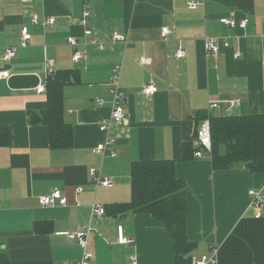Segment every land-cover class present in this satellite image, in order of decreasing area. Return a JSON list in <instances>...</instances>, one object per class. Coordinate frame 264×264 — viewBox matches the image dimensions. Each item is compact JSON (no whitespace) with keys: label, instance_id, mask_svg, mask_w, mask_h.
I'll return each mask as SVG.
<instances>
[{"label":"crops","instance_id":"0c3cea01","mask_svg":"<svg viewBox=\"0 0 264 264\" xmlns=\"http://www.w3.org/2000/svg\"><path fill=\"white\" fill-rule=\"evenodd\" d=\"M191 2L200 6L189 9ZM33 15L55 24L32 25ZM224 17L248 23L229 28L220 21ZM24 26L32 40L3 65L10 78H0V259L78 264L83 251L65 233L88 230L90 264H130L131 257L138 264H176L163 224L149 214L110 211L133 199V163L172 160L185 183L189 239L198 245L192 257L217 249V264H264V212L255 218L250 196H264V172L243 163L217 171L212 152L195 158L203 120L264 115V0H0V57L20 45ZM164 28L171 31L166 41ZM114 33L128 44L112 42ZM71 37L77 46L68 44ZM209 39L230 47L208 53ZM76 51L83 55L79 62ZM48 61L52 75H78L63 91V116L73 134L69 149L53 147L49 128L36 118L48 104ZM116 65H122L123 124L111 120L109 83ZM151 83L157 92L147 96L142 91ZM41 85L46 91L39 94ZM211 102L219 107L208 113ZM106 123L107 134L100 131ZM109 139L116 157L96 151ZM189 144L195 152L186 159ZM251 149L252 161L263 162L264 137L254 138ZM92 170L110 185H96ZM55 191L68 204L42 207L40 198ZM95 205L105 215L92 216ZM119 227L132 244L119 243Z\"/></svg>","mask_w":264,"mask_h":264},{"label":"trees","instance_id":"16d2710c","mask_svg":"<svg viewBox=\"0 0 264 264\" xmlns=\"http://www.w3.org/2000/svg\"><path fill=\"white\" fill-rule=\"evenodd\" d=\"M77 81L78 75L74 71H58L50 76L47 108L36 117L49 128L51 145L58 149H69L73 145L71 125L63 116V91L68 84ZM211 130L215 170L225 171L243 163L252 172H264V161L253 162L251 149L254 138L264 137V115L214 117ZM194 152L190 144L184 147L186 159ZM131 175V203L112 206L110 211L151 215L164 225L171 236L175 244L176 264H192V254L198 245L189 239L185 183L177 177L176 163L172 160L135 162ZM0 263L49 264L12 263L7 257L1 258Z\"/></svg>","mask_w":264,"mask_h":264},{"label":"built area","instance_id":"2783aa9c","mask_svg":"<svg viewBox=\"0 0 264 264\" xmlns=\"http://www.w3.org/2000/svg\"><path fill=\"white\" fill-rule=\"evenodd\" d=\"M32 0H23L24 3H30ZM200 6V4L191 2L189 3L188 7L189 9H197ZM89 15V10L87 8L84 9V19L83 24L86 26L87 20L86 18ZM221 23L225 25L226 27H241L246 28L247 26V20H243L241 22H236L235 20L229 19V18H222ZM32 25H42V26H50L55 24V20L51 17H45L44 19H40L37 15L32 16L31 20ZM169 28H164L162 30V39L165 41L168 39L170 34ZM85 36L92 37L93 32L90 29L85 30ZM32 40V34L30 31V28L28 26H24L21 31L20 36V45L17 47H11V48H5L2 51L1 57H0V78L2 79H9L10 73L9 70H7L3 65H6L10 63L13 59H15L18 55V52L20 49L28 48L29 43ZM112 42H120L124 43L125 45L128 44V41L124 35L114 33L111 37ZM93 43L98 45V48L103 50L104 45L102 43L97 42L95 39H93ZM68 44L75 47L77 46V40L74 37H71L68 39ZM230 45L227 41H224L221 45L219 41L216 39H209L205 43V50L208 53L212 54H219L222 50V48H229ZM0 48H1V42H0ZM186 56V51L180 46L177 50V57L179 59H182ZM241 54L239 52L235 53V57L239 58ZM83 58L82 53L76 51L74 54L73 60L75 62H79ZM53 67L54 63L52 61L47 62V76H50L53 74ZM122 80V65H116L112 72V77L109 83L110 86V92H111V109H112V115L111 120L113 122H117L120 124H123L125 119V97L123 93V88L121 85ZM46 87L44 85H41L37 89V93L42 94L45 93ZM157 92V88L154 84H148L143 88L142 93L151 96L154 95ZM98 105L103 106L105 103L103 100H98ZM230 105V108H233L236 105L235 101H230L228 103ZM219 107L218 102H211L209 105L208 113L213 111L215 108ZM110 124L106 123L100 127V131L102 133H109ZM197 141L199 144L200 149L195 152V158H204L206 153L212 152L213 142H212V130H211V122L209 119L203 120L202 124L200 125L198 131H197ZM115 144V140L109 139L107 141H104L103 143L99 144L96 148V151L100 154H107L110 157H116L117 154L115 153L113 146ZM92 176L94 179V182L96 185L100 186H109L110 182L106 179L101 178V176L97 173V171L92 170ZM78 193L82 192V189L79 188L77 190ZM250 196L252 197V207L255 210V218L260 219L263 216L264 212V196L257 191H251ZM39 203L42 207H54L56 205L59 206H66L68 204V200L66 197L63 196V194L60 191H55L50 196H43L40 198ZM106 211L105 208L99 205H95L92 207V216H100L102 217L105 215ZM119 243L120 244H132L133 241L131 239H127L124 237L123 228L119 227ZM65 235L73 241H76L80 248L83 251L82 258L78 264H90L92 261L93 255L90 253L88 248V230H81L76 232H68L65 233ZM217 249L212 250V254L210 256H202L200 258H192V264H217ZM130 264H138L137 257H131Z\"/></svg>","mask_w":264,"mask_h":264}]
</instances>
